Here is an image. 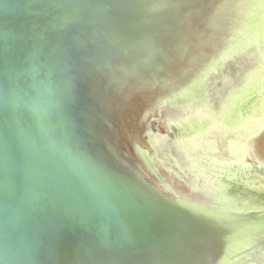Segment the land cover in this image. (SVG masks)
I'll list each match as a JSON object with an SVG mask.
<instances>
[{
    "label": "water",
    "instance_id": "1",
    "mask_svg": "<svg viewBox=\"0 0 264 264\" xmlns=\"http://www.w3.org/2000/svg\"><path fill=\"white\" fill-rule=\"evenodd\" d=\"M179 3L0 0V264H189L209 248L233 264L246 249L264 248V214L197 218L138 183L139 165L152 179L160 171L139 145L114 125L112 142L100 132V122L110 121L107 104L131 98L138 85L148 92L124 79L130 72L122 61L141 41L134 29L142 34L149 28L142 21ZM141 47L138 55L151 49ZM222 48L227 58L238 52ZM193 77L158 102L171 109L202 99L205 79L189 84ZM155 116L147 113L139 125L157 150L153 129L162 119ZM176 121L185 132L204 128L200 117L166 123ZM252 208L264 211V204Z\"/></svg>",
    "mask_w": 264,
    "mask_h": 264
},
{
    "label": "bare ground",
    "instance_id": "2",
    "mask_svg": "<svg viewBox=\"0 0 264 264\" xmlns=\"http://www.w3.org/2000/svg\"><path fill=\"white\" fill-rule=\"evenodd\" d=\"M179 1L175 8L170 5L167 11L158 9V19L142 21L149 27L142 34L138 28L134 29V36L139 33L141 41L130 47L126 60L122 61L123 68L130 72V77L124 79L131 82L128 83L131 87L134 82L143 85L148 92H138L141 90L138 85L131 98L127 92L129 97L121 103L107 104L104 111L110 126L103 121L99 129L106 143L114 140L115 133L113 140L108 136V132L112 135L114 125L117 135L139 145L147 162L159 164L160 171L155 173L158 179H152L139 165L138 183L154 187L173 204L188 207L197 218L220 216L224 211H231L233 216L247 214L254 208L238 202L234 190L241 185L250 194L264 191L263 183L257 181L259 169L254 167L264 164V0H246L239 9H233L236 0ZM141 45L151 48L145 56L137 54ZM222 45L225 49L236 47L237 54L227 58ZM189 75L194 76L189 84L200 76L205 79L202 99L188 103L185 108L171 109L158 102L167 88ZM229 92L233 98L239 93L236 108L242 119L235 125L226 124L230 111L221 105ZM199 106L211 117V126L179 140L172 136L167 119L189 121L190 114ZM147 113H155L169 130L170 139L157 141V150L147 145L146 127L139 125ZM110 161L117 163L114 157ZM255 213L262 215L264 211ZM246 250L233 264H264V248ZM203 252L204 257L189 264L226 263L223 257L218 258L220 251L215 248ZM145 262L156 264V259L143 258L139 263Z\"/></svg>",
    "mask_w": 264,
    "mask_h": 264
},
{
    "label": "rangeland",
    "instance_id": "3",
    "mask_svg": "<svg viewBox=\"0 0 264 264\" xmlns=\"http://www.w3.org/2000/svg\"><path fill=\"white\" fill-rule=\"evenodd\" d=\"M229 94H230V92L227 93L226 96H224L225 98L224 97L222 98L221 105L228 107V109L230 111L229 114H227L226 124H229V122H230V123H233L235 125V123L237 124L236 121L240 120V122H241V119H242V118L238 117V114L240 112L237 110L238 108H236V106H239L238 99H237L238 96H239L238 95L239 93L236 92V97H234V98L232 97L233 96L232 92H231L230 95ZM230 96L232 97V100H233L232 102L230 101L231 100ZM228 100L231 103L230 102L228 103ZM203 106H206V104L203 105ZM203 106L196 107V108H194L195 110L192 109L194 111L190 114L189 119L191 117H200L202 119V121L204 122L203 123L204 124V128H202V130H206V129H208L211 126V122L210 121L212 119L209 116V114H205V112H204L205 109L203 108ZM247 106H250V105H247ZM235 111H236V113H234ZM243 116H245L244 118L248 117L247 116V112H245ZM176 119H179V118H176ZM169 125H170V131L172 133V136H174L177 139H178V137L180 139V138H183V137L187 136V134H189L190 132L194 133L196 131H200L201 130V129H195L193 126L191 127L189 125L188 128H187L188 131L185 132L184 125H182L180 123H177V121L176 122H171ZM153 130H154L153 133L160 137V138L157 137L156 141H159V140L163 141L164 140L165 142H168V140L170 139L169 138V136H170L169 130L165 126L160 125V124H155ZM182 135H184V136H182ZM164 137H165V139H163ZM169 143H171V142H169ZM146 148H149V147H146ZM254 167H257V169H259V170H256V172H257L256 176H258L257 177L258 178L257 181L259 183H263V185H264V169H263L264 168V164L263 165H259V166L258 165L255 166L254 165ZM245 189L246 188H244L243 186L238 185V187L236 188L237 191L234 190V192H235L234 196L238 200V202L246 203V204H249L250 206H256V205L264 204V191H259L260 194L253 193V192H251V194H250ZM250 199H252V201ZM246 208L248 209V207H246ZM252 212H258V209H256L255 211L252 210Z\"/></svg>",
    "mask_w": 264,
    "mask_h": 264
}]
</instances>
